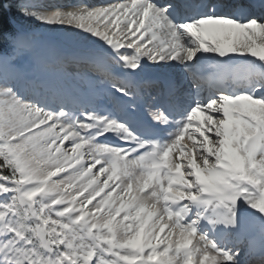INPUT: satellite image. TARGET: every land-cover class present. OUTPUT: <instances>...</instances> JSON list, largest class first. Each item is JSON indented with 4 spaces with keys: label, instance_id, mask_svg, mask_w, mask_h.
<instances>
[{
    "label": "snow or ice",
    "instance_id": "1",
    "mask_svg": "<svg viewBox=\"0 0 264 264\" xmlns=\"http://www.w3.org/2000/svg\"><path fill=\"white\" fill-rule=\"evenodd\" d=\"M146 74L187 87L154 95ZM250 256L264 0H0V264Z\"/></svg>",
    "mask_w": 264,
    "mask_h": 264
},
{
    "label": "rangeland",
    "instance_id": "2",
    "mask_svg": "<svg viewBox=\"0 0 264 264\" xmlns=\"http://www.w3.org/2000/svg\"><path fill=\"white\" fill-rule=\"evenodd\" d=\"M65 1L64 0H60L58 4H65L66 3ZM96 1L95 0H90V2H96ZM42 2L45 3V4H51V3H55L56 0H52V1H50V0H42ZM68 2H74V0H68ZM21 25L24 28H29V29H35V27H36L35 25H33L31 22H28V21H21ZM170 77L174 80V83L176 85L179 84L178 87H180L183 84H184L183 85L184 87H187V85L184 83V81L181 78H179L178 76L173 75V76H170ZM72 83H73V86H75V87L85 88V89L88 87V84H87L86 81H83V82H80V81H72ZM150 90L152 91V88H150ZM258 242H259V240H258V237H257V243ZM254 257L255 256H252V258H254ZM251 260H252L251 258L249 259L247 257V264H250Z\"/></svg>",
    "mask_w": 264,
    "mask_h": 264
},
{
    "label": "bare ground",
    "instance_id": "3",
    "mask_svg": "<svg viewBox=\"0 0 264 264\" xmlns=\"http://www.w3.org/2000/svg\"><path fill=\"white\" fill-rule=\"evenodd\" d=\"M52 1V0H50ZM60 0H56L55 3H51V4H58ZM65 1V0H64ZM96 1V0H95ZM66 3L64 5H69V4H72V3H75L76 0H74V2H68V0L65 1ZM97 2V1H96ZM48 35L52 36V37H55L57 34L56 33H49ZM156 75V74H154ZM156 77H158L159 79H161L162 81H164L166 78L165 77H162V76H159V75H156ZM171 78V77H169ZM172 79V78H171ZM80 82H83V81H80ZM182 83V82H181ZM184 85V84H183ZM257 239V238H256ZM257 256H255V258H252L250 257L252 260L250 262V264H259V260L256 259Z\"/></svg>",
    "mask_w": 264,
    "mask_h": 264
}]
</instances>
